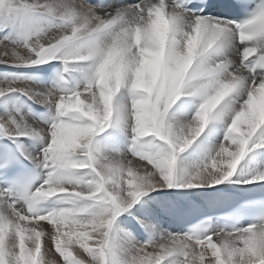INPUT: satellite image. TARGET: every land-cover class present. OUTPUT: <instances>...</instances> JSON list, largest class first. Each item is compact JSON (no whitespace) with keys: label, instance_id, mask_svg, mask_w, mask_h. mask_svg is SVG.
I'll list each match as a JSON object with an SVG mask.
<instances>
[{"label":"snow or ice","instance_id":"snow-or-ice-1","mask_svg":"<svg viewBox=\"0 0 264 264\" xmlns=\"http://www.w3.org/2000/svg\"><path fill=\"white\" fill-rule=\"evenodd\" d=\"M251 6L0 0V264H264V188L162 219L264 185V0L229 18Z\"/></svg>","mask_w":264,"mask_h":264},{"label":"bare ground","instance_id":"bare-ground-1","mask_svg":"<svg viewBox=\"0 0 264 264\" xmlns=\"http://www.w3.org/2000/svg\"><path fill=\"white\" fill-rule=\"evenodd\" d=\"M37 78H39V79H43L44 77H45V75H35ZM178 103H180V102H178ZM44 114L45 113H43V114H37V113H35V115H36V118L37 119H40V118H42L43 116H44ZM30 119V122H31V120H32V118L30 117L29 118ZM222 138V137H221ZM203 139V138H202ZM26 149H29V150H32V142L31 141H29V140H22L21 142H20ZM199 143V142H198ZM193 148H196V145H194L193 146ZM39 151V148L37 147L36 148V152H38ZM193 151V149H189V151L188 152H186V153H184L183 155L184 156H188L189 155V153L190 152H192ZM251 155V154H250ZM249 159H250V157H246V159L244 160V161H242L241 162V165L239 166V168H238V170H237V176H241V177H244V176H247V175H249L250 173H251V171H252V168L249 166ZM231 187H235L236 188V186H231ZM209 191H211V190H209ZM237 191V190H236ZM153 195H157V194H153ZM165 198L166 199H171V196L169 195V196H165ZM207 197H201V198H199V199H195L197 202H200V201H202V200H205ZM163 220H164V227H166V228H168V230L169 231H179L180 230V225L178 224V222H175V221H173V220H171V219H169V218H167V217H163L162 218ZM7 239H8V237L6 236L5 237V243L7 244ZM214 239H215V237H214Z\"/></svg>","mask_w":264,"mask_h":264}]
</instances>
